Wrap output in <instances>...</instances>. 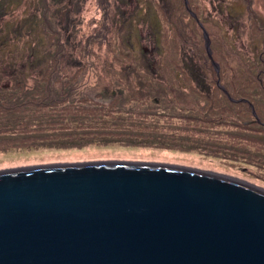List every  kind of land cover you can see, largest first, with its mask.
<instances>
[{
    "label": "rangeland",
    "instance_id": "374dc122",
    "mask_svg": "<svg viewBox=\"0 0 264 264\" xmlns=\"http://www.w3.org/2000/svg\"><path fill=\"white\" fill-rule=\"evenodd\" d=\"M67 1L0 0L1 87L16 80L33 85L34 79H41L48 61L45 66L50 73L60 44L64 54L57 66L58 77L68 76L65 84L72 99L86 97L108 104L118 101L114 96L119 94L123 102L150 97L149 104L156 103L160 109L172 110L174 107H168L173 104L194 108L188 94L193 85L177 64L188 63L191 58L198 61L196 53L207 55L204 31L211 58L212 47H219L222 58L220 64L210 60L208 75L216 74L211 90L218 88L227 95L233 84L249 92L258 90L247 82V71L254 78L261 76L264 85V0H70V5ZM147 74L155 76L156 81L164 74L168 77L158 87L148 79L145 83ZM238 77L244 84L236 85ZM240 100L235 103L246 105L233 107L234 118L250 127L255 126L254 122L261 123L247 129L255 130L262 141L256 147H241L264 155V97L250 102ZM196 153L118 142L61 149L44 145L0 152V171L132 156L217 165L264 181V163L253 166Z\"/></svg>",
    "mask_w": 264,
    "mask_h": 264
},
{
    "label": "water",
    "instance_id": "95a60500",
    "mask_svg": "<svg viewBox=\"0 0 264 264\" xmlns=\"http://www.w3.org/2000/svg\"><path fill=\"white\" fill-rule=\"evenodd\" d=\"M0 264H264V181L132 156L0 171Z\"/></svg>",
    "mask_w": 264,
    "mask_h": 264
},
{
    "label": "trees",
    "instance_id": "16d2710c",
    "mask_svg": "<svg viewBox=\"0 0 264 264\" xmlns=\"http://www.w3.org/2000/svg\"><path fill=\"white\" fill-rule=\"evenodd\" d=\"M57 46L59 50L50 73L45 66L49 64L48 61L40 73L41 79H34L33 85L29 86L21 79V82L16 80L9 86H0V152L38 146L43 148L44 145L61 149L118 142L126 146L193 151L204 157L253 166L264 163V155L241 147V144L256 147L257 143L262 142L255 130L247 129L259 127L261 123L254 122L255 126L250 127L238 122L239 119L232 114L233 107L243 108L246 104L230 100L244 99L250 102L262 95L264 97L261 76L254 78L248 71L246 73L249 85H256L258 90L256 88L249 92L246 88L233 87L234 84L227 90V95L218 88L211 90L209 86L212 79H216V74L208 75L211 63L203 50V57L196 53L198 61L191 58L188 63L177 64L185 79L193 85V88L189 86L188 94L194 108L173 104L168 108L174 107L175 110L160 109L156 103L149 104L150 97L144 100L128 98L123 102L119 94L114 96V99L119 98L118 101L101 104L86 97L72 99L73 94L65 84L68 76L58 77L57 66L63 48L60 44ZM212 50L213 61L220 64L219 47L216 50L212 47ZM154 77L145 75V83L148 79L159 87L168 76L164 74L157 81ZM241 84H244L243 78H236V85ZM124 103L132 106L123 108ZM139 105L141 108L137 109ZM242 129L247 130L246 133ZM238 147L241 148L236 152ZM232 151L233 155L230 154Z\"/></svg>",
    "mask_w": 264,
    "mask_h": 264
},
{
    "label": "flooded vegetation",
    "instance_id": "af4514ba",
    "mask_svg": "<svg viewBox=\"0 0 264 264\" xmlns=\"http://www.w3.org/2000/svg\"><path fill=\"white\" fill-rule=\"evenodd\" d=\"M68 2V4L70 5L71 4V1L69 0V1H67ZM67 10H69V8L67 9ZM145 24V23H144ZM74 25V20L72 21V26ZM64 54V53H63Z\"/></svg>",
    "mask_w": 264,
    "mask_h": 264
},
{
    "label": "bare ground",
    "instance_id": "6f19581e",
    "mask_svg": "<svg viewBox=\"0 0 264 264\" xmlns=\"http://www.w3.org/2000/svg\"><path fill=\"white\" fill-rule=\"evenodd\" d=\"M209 51L211 52V50L209 49ZM208 56V55H207ZM210 60H212V58L210 59ZM213 61V60H212Z\"/></svg>",
    "mask_w": 264,
    "mask_h": 264
}]
</instances>
